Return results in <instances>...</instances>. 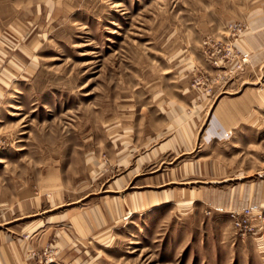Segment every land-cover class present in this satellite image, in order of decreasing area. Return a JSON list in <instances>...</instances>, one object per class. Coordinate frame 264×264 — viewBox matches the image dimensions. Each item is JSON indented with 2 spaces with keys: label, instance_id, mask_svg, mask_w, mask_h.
<instances>
[{
  "label": "rangeland",
  "instance_id": "1",
  "mask_svg": "<svg viewBox=\"0 0 264 264\" xmlns=\"http://www.w3.org/2000/svg\"><path fill=\"white\" fill-rule=\"evenodd\" d=\"M0 264H264V0H0Z\"/></svg>",
  "mask_w": 264,
  "mask_h": 264
},
{
  "label": "built area",
  "instance_id": "2",
  "mask_svg": "<svg viewBox=\"0 0 264 264\" xmlns=\"http://www.w3.org/2000/svg\"><path fill=\"white\" fill-rule=\"evenodd\" d=\"M253 207L243 206L240 210H231L230 216L236 225L240 228H245L248 223L249 216L252 214ZM251 228L250 226L248 227Z\"/></svg>",
  "mask_w": 264,
  "mask_h": 264
}]
</instances>
